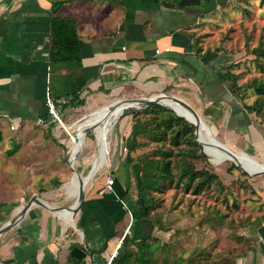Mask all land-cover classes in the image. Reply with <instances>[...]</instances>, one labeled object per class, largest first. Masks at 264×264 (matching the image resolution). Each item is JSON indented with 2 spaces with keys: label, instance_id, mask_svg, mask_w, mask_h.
<instances>
[{
  "label": "rangeland",
  "instance_id": "rangeland-1",
  "mask_svg": "<svg viewBox=\"0 0 264 264\" xmlns=\"http://www.w3.org/2000/svg\"><path fill=\"white\" fill-rule=\"evenodd\" d=\"M199 9L196 47L212 53L220 50L225 60L219 76L235 82L237 95L231 92L230 86L226 87L230 93L219 91L218 95L224 98L231 95L233 107L230 110L226 102L207 101L196 86V100H191L193 107L209 126L215 140L238 155L250 156L263 163L264 139L259 138L258 143L248 131L255 129L256 123L264 126V116L260 114L255 121L243 105L256 101L258 95L251 85L264 79L263 59L251 53L257 45H264V0H201ZM165 91L187 96V91L179 87L166 88ZM155 92L127 89L116 96L106 95L101 100L85 99L83 105L67 108L69 111L63 115L65 108L58 107L64 116L62 124L53 120L51 115L48 117V112L43 124H38L37 119L24 121L1 115L0 226L32 196L58 207L73 202L76 194L74 177L65 161L69 132L63 125L69 127L76 118L94 110H113L136 99L126 98ZM184 104L188 103L184 101ZM151 106L165 109L148 106L114 122L111 117L104 121L106 127L88 128L82 150L72 163L83 172L85 195L103 186L106 177L113 172L116 158L119 162L126 158L137 162L143 157L156 158L160 151L171 150V159L181 163L186 149H196L195 156L188 153L185 160L192 161L195 168H208L219 178L204 186L196 187L197 181L187 186L186 178L177 182L176 168L172 183L165 182L161 190L150 192L154 201L149 217L160 230L159 245L162 242L155 254L156 260H165L168 264H264V197L257 194L255 188L257 181L264 179V172L248 177L245 172L255 171L245 165L238 167L230 160L207 159L195 140L193 124L167 107ZM154 117L166 131L163 142L154 140L140 123L144 120L151 122ZM137 126L141 129L136 130ZM68 130L72 131V128ZM192 141L196 142V147ZM98 150L101 153L96 156ZM97 158L104 160L101 163ZM130 170L129 189L137 196V179L134 169ZM34 208L51 214L41 206L34 205ZM72 220L74 222L75 217Z\"/></svg>",
  "mask_w": 264,
  "mask_h": 264
},
{
  "label": "crops",
  "instance_id": "crops-1",
  "mask_svg": "<svg viewBox=\"0 0 264 264\" xmlns=\"http://www.w3.org/2000/svg\"><path fill=\"white\" fill-rule=\"evenodd\" d=\"M58 1L63 2L56 14L76 19L81 67L74 77L84 82L85 99L101 100L127 89L158 92L179 87L187 96L165 93L196 110L191 100H196L197 86L207 101L233 107L231 95H218L230 93L217 79L224 62L218 64L221 53L196 47L201 12L196 6L181 8L176 0H0V116L24 121L44 117L50 86L56 88L69 74L66 68L51 69L48 62L49 20ZM146 95L151 94L126 99ZM104 121L99 128L106 127ZM248 132L259 143L262 136L256 127ZM113 166L106 177L112 178V189L105 187V179L104 187L86 194L74 222L70 212L55 215L31 206L0 236V264H161L154 260L162 244L160 230L139 218L141 209L128 211L122 200L126 191L135 199L129 189L130 169L138 179L140 165L116 158ZM255 188L264 197V179ZM74 247L85 252L83 260L71 257Z\"/></svg>",
  "mask_w": 264,
  "mask_h": 264
},
{
  "label": "trees",
  "instance_id": "trees-1",
  "mask_svg": "<svg viewBox=\"0 0 264 264\" xmlns=\"http://www.w3.org/2000/svg\"><path fill=\"white\" fill-rule=\"evenodd\" d=\"M179 1L180 0L175 1L176 6H178ZM62 2L63 1H58L54 3V7L50 14L48 38V62L50 68L55 69L62 67L70 70L69 74L60 84H58V86H56V88L53 87V85L49 88V96L59 103L58 107L61 109L75 108L83 105L85 102V98L82 95L84 82L79 81L76 79V77H74L75 71L81 67L80 43L76 31V19L72 16H61L56 14L57 9ZM219 51L220 50L217 52ZM251 53L256 58H261L264 61V45H257L251 50ZM220 56L221 57L218 58V64H222V59L225 60V56ZM220 70H223L222 67ZM217 79L221 82H225L228 87L230 86L231 92L237 95V86L232 79H226L221 76H217ZM251 86L258 95L257 99L251 105L244 104L243 108L249 115L253 116L256 121V118L260 114L264 116V79L254 82ZM61 98L65 99L64 103H61ZM150 107L165 109L160 106ZM147 108L148 107L145 109ZM48 115V117H50V114ZM63 117L64 116H62L61 119ZM43 118L45 120V116ZM140 123L142 124V127H144V131H149L154 140L158 142H163L166 140V131L157 117L152 118L151 122H149V120H144ZM256 129L263 134L262 138L264 139V126L256 123ZM1 138L2 137L0 134V140ZM192 142L196 147V142ZM196 151V149L192 148L186 149L184 151V159L181 163H177L175 160L171 159V150L160 151V156H157L156 158L143 157L142 159H138L137 162L141 168L139 178L136 180L138 195L135 199H131L127 195V191L125 192L122 200L125 202L127 210L133 212L135 210L141 209L142 213L139 218L146 219L150 224H155L156 222L152 221L149 217V213L152 210L154 201L153 197L150 195V192L161 190L165 182L172 183L175 178L174 170L176 168L178 169L177 182L179 183L182 178H186L187 186H190L192 183L197 181L196 187H200L204 186L205 184H209L214 179H218L219 177L215 172H211L206 167L195 168L192 161L185 160V158L188 157V153L194 157ZM201 156L204 157L202 154ZM231 166L233 167L234 165L231 164ZM78 172L79 174L83 173L82 170H78ZM122 242L117 248L116 255L119 254V249L121 248ZM140 252L142 254L147 253L146 250H141ZM70 254L71 257L77 261H81L85 258V252L81 251L77 247H74ZM154 260L157 261L156 258H154ZM161 264H168V262L164 260L161 261Z\"/></svg>",
  "mask_w": 264,
  "mask_h": 264
},
{
  "label": "bare ground",
  "instance_id": "bare-ground-1",
  "mask_svg": "<svg viewBox=\"0 0 264 264\" xmlns=\"http://www.w3.org/2000/svg\"><path fill=\"white\" fill-rule=\"evenodd\" d=\"M148 99H154L155 102L160 105L171 109L177 115L184 117L186 120L195 125L197 124V132H198V143L201 146L202 152L206 155L207 158L213 161H225L230 160L236 163L239 167L242 165L247 166L252 171H264V162H258L250 156H242L230 150L225 144L215 140L212 137L211 130L207 124H205L201 118L199 121L196 120L193 113L187 108V106L183 102H179L170 96H168L165 91H158L156 94L141 96L136 99L130 100L127 103H123L120 106H117L112 109H98L90 112L89 114L83 115L75 119L71 126L63 125L64 129L69 132V139L66 141V145L68 146V167L72 172L74 177V189L76 194L74 196L73 202L64 207L52 206L46 201H44L48 206L54 208L50 210L53 214H63L70 212L72 217H74L75 212L73 210V206L77 201L78 195V187L80 184H83L85 188V183L82 180L78 170L74 167L73 159L77 156V154L82 150L81 147L84 145L85 136L88 128L97 127L104 120H108L112 118V122L118 120L120 116H125L127 114H131L140 109L145 108L143 105ZM183 106L184 108L180 107ZM68 128H72V131H69ZM72 132V133H70ZM20 207L16 209L14 218L18 212ZM49 210V209H48ZM10 218L9 220H11ZM8 232V231H7Z\"/></svg>",
  "mask_w": 264,
  "mask_h": 264
},
{
  "label": "water",
  "instance_id": "water-1",
  "mask_svg": "<svg viewBox=\"0 0 264 264\" xmlns=\"http://www.w3.org/2000/svg\"><path fill=\"white\" fill-rule=\"evenodd\" d=\"M200 2H201V0H180L179 3H178V6L181 7V8L190 7V6H198L200 4ZM162 91H165V90H162ZM151 105H160V104L155 102L154 99H148L144 103L143 106L146 108V107L151 106ZM185 105L193 113V115L196 118V120L199 121L200 118H199L198 113L196 112V110H194L188 104H185ZM121 117H122V115L120 116V118ZM194 127H195V129H194L195 140L198 141L197 140V138H198L197 127L198 126H197L196 123H195ZM65 161H66V163H68L67 157L65 158ZM241 170L243 172H245L244 169L241 168ZM263 172L264 171H255L253 173H248V172H245V173L247 174L248 177H255V176L261 175ZM84 190H85V188H84L83 184H80L79 187H78L77 201H76L75 205L73 206V210H74L75 214L78 213V210L80 209V206H81V204H82V202L84 200V197H85ZM33 205H38V206H41V207L49 209V210H53L54 209V208H51L50 206H48L44 202V200L40 199L39 197L32 196L26 203H24V204L19 206L20 207L19 212L14 218H12L11 220H7L6 222H4L0 226V236L5 234L7 231L11 230L14 226H16L19 223V221L23 218V216L26 214V212L30 209V207L33 206Z\"/></svg>",
  "mask_w": 264,
  "mask_h": 264
},
{
  "label": "built area",
  "instance_id": "built-area-1",
  "mask_svg": "<svg viewBox=\"0 0 264 264\" xmlns=\"http://www.w3.org/2000/svg\"><path fill=\"white\" fill-rule=\"evenodd\" d=\"M65 102V99L64 98H61V103H64ZM44 104L46 106V109H47V112L51 115V117L53 118V120H57L60 124H62V120H61V114H60V111L58 109V105L59 103L56 102L55 100H53L48 93H46V96H45V100H44ZM10 121H12V119L10 118ZM14 122V121H12ZM45 122L44 118L42 117H39L37 118V123L38 124H43ZM12 128H14V125L12 123ZM112 178L111 177H108L106 179V182H105V186L108 190H111L112 189ZM116 254L114 253L112 256H111V261L113 258H115ZM110 261V262H111ZM108 264H110L108 262Z\"/></svg>",
  "mask_w": 264,
  "mask_h": 264
},
{
  "label": "flooded vegetation",
  "instance_id": "flooded-vegetation-1",
  "mask_svg": "<svg viewBox=\"0 0 264 264\" xmlns=\"http://www.w3.org/2000/svg\"><path fill=\"white\" fill-rule=\"evenodd\" d=\"M200 5V4H199ZM199 5H198V7L196 6V9H199Z\"/></svg>",
  "mask_w": 264,
  "mask_h": 264
}]
</instances>
